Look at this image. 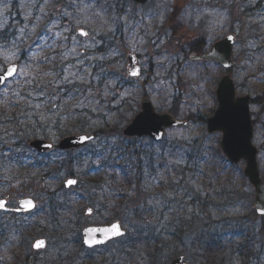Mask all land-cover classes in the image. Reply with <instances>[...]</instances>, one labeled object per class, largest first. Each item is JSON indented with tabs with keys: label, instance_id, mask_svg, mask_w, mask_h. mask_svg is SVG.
<instances>
[{
	"label": "rangeland",
	"instance_id": "rangeland-1",
	"mask_svg": "<svg viewBox=\"0 0 264 264\" xmlns=\"http://www.w3.org/2000/svg\"><path fill=\"white\" fill-rule=\"evenodd\" d=\"M74 1L76 2L75 4L81 6L75 20L72 19V14L66 11V5H68L69 0L64 2L60 0H0V29L4 28L5 25H9L11 20H15L20 11L26 22L18 30L19 41L28 36L30 39L24 41V45L31 46L37 39L40 40L37 46L29 53L30 65L27 63L20 65V69H23L26 74H18L14 80L6 84L0 91V109L5 108L9 104V101L15 97V93L19 94L13 91L14 89L22 85L27 88L30 85L29 81L33 78L35 71L38 73L45 72V66L39 65L43 63L44 58L48 55L56 60L61 57L59 61L66 67V79L76 78L78 81L77 89H80L78 91L79 95L75 100L70 101L69 105L76 104L80 106V109L89 105L91 110L99 105L106 107L100 103L99 92L91 90L88 86L94 64L97 61L106 65L113 63L108 67L110 71L121 76H127L126 54L137 56L138 65L142 68V76L134 79L131 84L119 85L120 88L125 89L120 100V102L124 100L125 103L122 112L128 111L129 105L130 109H136L132 117L137 114L140 111V104L145 97V93H148V97L158 113H166L173 109L172 104L176 102L179 111L177 117H179V120H188L189 123L186 128L169 130L167 132L168 142H187L190 145L195 143V147H205L209 150L208 154H211L207 162L203 163L201 177L196 180L195 187L201 189L204 195L208 187L211 186L213 191L211 190L208 193L213 195L216 207L210 199H205L208 202L206 207H203V200L198 201L195 212L188 216L190 222L184 225L193 231L191 235L185 238L182 243L173 239L174 246L166 247L176 250L175 253L177 254L171 256L173 260L183 256L188 264H209L210 259H207L202 254V251L198 249L199 247H193L198 233L209 231L214 233V231L220 230L219 226L223 227L229 223L243 222L242 216L254 219L255 223L252 224V227L257 230L264 226V222L252 214L255 194L248 179L244 176L245 163L241 162L238 165H232L223 156H220L218 151L221 134L208 135L207 125L202 123L204 119L207 120L212 117L217 109L216 91L225 72L216 64L192 63L190 58L187 57V53L184 54L182 52V47L186 49L196 36H202V41L207 42L208 46H212L216 41L228 34L236 35V66L233 71V79L236 85L239 86V88L237 87L238 95H250L253 99L259 101L251 107L252 116L256 124L254 145L259 147L264 140V108L262 107L264 99V33H262L256 46L257 49H261L259 60L262 62L249 68L246 67L245 54V39L247 35L243 29L246 25L244 18L241 16H239L241 20V24H239L238 12H235L231 18L222 17L221 14L211 11L198 15L195 10L192 11L191 9L196 3L201 5V0H153L145 6L137 5L130 0ZM179 5L181 7L178 10ZM209 5L216 6L217 3L213 2V0H207L202 4V6L206 7ZM185 8L188 9L190 14H185ZM62 12L67 14L64 15L65 21L61 20ZM174 14H177V17L174 20L173 27H180L179 32L177 31L176 34H173L172 27L168 24ZM204 16H206V24L202 25L201 19ZM122 17L126 19H121ZM16 26L18 24L14 22L13 27ZM81 30L87 32L88 35H81ZM114 36H116L115 39L110 42L115 45L111 56L106 58L103 54H91L97 44H101L98 43L99 37L112 38ZM13 51L16 56H12ZM20 53L21 51H17L16 48L1 49L0 60L5 55L10 56L11 60L5 62L3 59L4 62L0 66L6 67L18 64L20 62ZM88 61L93 65L92 69H88L86 64ZM32 62L34 63L31 64ZM40 78L45 79L46 76L41 75ZM46 95V93L41 94L39 99L45 100ZM114 96L112 94V98ZM16 104L19 105V103ZM118 105L116 101L113 104L114 107ZM126 115L128 116L129 114ZM117 116L123 121V116L118 114ZM53 120L56 121L55 118ZM68 125L64 121L62 125L64 133L66 132L65 127ZM126 125V121L121 124L122 128ZM8 131L10 129L0 127V134L7 136ZM50 133V141L55 145L67 136L77 135L61 134L56 131V124L52 126ZM60 136L63 138H59ZM38 138L43 139V137ZM6 146L10 147L8 144ZM213 147L214 150H212ZM3 157L8 158L11 155L7 152L3 154ZM74 157L76 158L77 155H74ZM43 161L44 159L34 155L26 161L22 169H17L9 163V166L5 169H1L0 166L1 198L10 193L16 199L30 197L38 203V208L34 215L21 219L23 224L29 227V232H34L31 244L38 237H46L41 235L42 229L49 231L51 236L50 238L47 237L50 243L49 248L44 252L38 253V257L30 260L29 264H41L40 261L42 259H45V262L50 259L55 260L53 254L57 252L56 247L59 249L58 255L64 254L60 241L65 247L69 246L67 249V254L69 255L62 260L63 264H69L72 256L81 257L75 264H103L104 257L120 252H130L133 247L142 248L143 245L144 247L147 246L146 242L139 243L137 240H133L135 238V236H132L133 230L126 238H120L105 248L94 250L95 252L93 251L92 253L96 262L83 257L81 251H79L81 250L80 246L84 247L81 240V230L88 225H107L109 222H113L108 219V215H112V211L102 207L97 209L88 198L87 191L82 187V180L76 177L80 181V187L72 189L70 192L73 195L75 194L73 204L65 209L63 208L62 211H56V216L58 220L61 219L60 221L64 227L59 229L54 225L52 228L49 217H47V211L41 206L53 211L55 203L49 197L51 195L57 198L62 196L59 188H62L67 177L63 176L59 179L57 172L55 177L45 178L43 171L34 166ZM59 163L69 168L70 165L74 164V161L70 157L62 159ZM89 163L90 159H87L85 164ZM261 170L264 174V165L262 166V164ZM166 171L161 174L160 178H153L150 182L151 192L149 193L151 196L159 195L160 193L166 194V187L168 186L161 185L165 182ZM168 180L169 176L166 175V181ZM132 189L134 190V188H131L128 191L134 194ZM197 189L194 188V191ZM150 195L145 194L144 199L148 198L150 201H156L163 205V202L151 199ZM175 199L180 200L176 197ZM132 200L134 201L133 196ZM107 201L104 198L98 203L103 204ZM119 201L122 202L121 199ZM114 203L118 204L117 201ZM88 207L96 208L95 214L91 217L84 216V212ZM140 212L145 213L146 211L140 210ZM116 213H122V208H118ZM6 216L10 217L9 215ZM161 216L167 222L171 221L168 216L160 214V212H157L153 219H159ZM147 217L149 218V215ZM1 220H5L4 215H0ZM31 222L35 224L31 225ZM142 225L145 226L141 227ZM133 226L136 229L141 227L145 230L144 236L150 238L148 239L150 244L152 243L151 241L154 243L152 239L154 235H160L159 231L155 233L154 223H149L148 225V223L138 222L137 224L133 223L129 228H133ZM125 228L127 230L126 226ZM163 239L162 241H166V234L163 235ZM132 241L136 242L133 244ZM22 246L21 244L10 249L0 250V264H21L24 260L19 261L18 257L25 252ZM158 246L159 243L156 244V247ZM260 248L264 251V244ZM30 250L32 251L31 245ZM166 264H170V262Z\"/></svg>",
	"mask_w": 264,
	"mask_h": 264
},
{
	"label": "trees",
	"instance_id": "trees-1",
	"mask_svg": "<svg viewBox=\"0 0 264 264\" xmlns=\"http://www.w3.org/2000/svg\"><path fill=\"white\" fill-rule=\"evenodd\" d=\"M60 1L64 2L65 0ZM206 1L201 0V5L196 3L191 10H195L198 15L211 11L228 18L238 12L239 24H241L239 16L244 18L246 27L243 29L247 35L245 39L246 67L250 68V66L260 64L262 62L259 60L261 49H257L256 46L262 33H264V0H213L217 3L216 6H202ZM75 3L74 0H69L68 5H66V11L72 14L74 20L81 8L79 4ZM64 15H67L66 12L61 13L62 21L66 20ZM176 17L177 14H174L169 21L173 34H176L178 30L177 27H173ZM205 17L201 19L202 25L206 24ZM17 21L19 26H23L26 22L21 12L18 13ZM12 29V22L2 28L0 30V40L5 45L16 48L21 47L26 50L27 47L18 40L17 28H15L14 33ZM115 37H99L98 43H101V46L96 49L97 53H102L106 58L111 56L115 45L110 42ZM202 38V36H199L193 40L188 44V49L182 47V52L187 54L202 53L204 46ZM27 39H30V37L26 36L22 41L24 42ZM22 56L27 58L24 53H22ZM58 58L60 60L61 57ZM59 60L52 59L50 55L45 57L43 63L39 65L45 66V72L38 73L35 71L33 78L29 81L30 85L27 88L22 85L14 89L13 91L19 94L14 92L15 97L9 101L5 108L0 109V125L10 129L9 136L11 139L8 141L16 148L14 152H28L27 144L31 139H37L38 137L50 139V132L54 124H56V131L64 135L78 133L96 135L97 144H91L83 151L89 153L88 155H79L69 168L58 163L59 179L63 176H78L82 180V187L87 191L88 198L94 206L97 209L102 207L106 210H113L112 215H108V219L113 216L120 219L126 226H132L133 223L130 218L134 216L149 215L153 218L157 212L168 216L171 219L170 222H167L162 216L159 219H154L155 233L157 231L160 233L159 236L154 235L155 247L157 243H159L158 247H173V239L177 242H183L193 232L184 225L190 222L188 216L195 212L198 201L203 200V207H206L208 203L205 199H210L212 204L216 205L213 195L208 193L212 190L211 186L204 195L201 189L195 187V182L202 172L203 163L211 157V154H208L209 150L205 147H195V143L190 145L187 142H172L161 145L150 140L125 139L122 136L121 124L125 121L129 123L136 111L130 109L128 105V111L122 112L125 103L124 100L122 102L120 100L125 89L120 88L119 85L131 84L132 80L110 71L108 67L113 63L106 65L97 61L92 69L93 65L89 61L86 62L88 69H92L88 86L91 90L99 92L100 103L106 107L99 105L91 110L88 105V107L80 109V106L76 104L69 105L70 101L75 100L79 95L78 81L76 78L66 79V67ZM28 65H30V61ZM41 75L46 76V78L41 79ZM45 93L47 94L46 99H39V96ZM112 94L115 95L113 98ZM115 101L119 104L117 107L113 106ZM258 102L253 101V103ZM16 103H19V105ZM172 106L173 109H170L169 112L177 116L179 114L177 103L174 102ZM117 114L123 116V121ZM64 121L69 124L65 127V133L62 129ZM202 123L205 124L206 121ZM14 135L15 137H13ZM4 137L5 135H0V139ZM59 138L63 137L60 136ZM260 149L261 161L264 164V143H261ZM212 150H214V147ZM218 154L222 156L220 149ZM87 157H90V163L85 165L84 162ZM62 159L64 160V156L60 155L59 160ZM164 171L169 176V180L166 181L165 175V182L161 184L162 186H168L166 187V194L160 193L151 196L149 193L151 192L150 182L153 178H160ZM50 173L51 169L46 171L45 176L50 175ZM131 188H134V190L132 189L134 194L128 191ZM194 188L197 190L194 191ZM60 191L63 192L62 188ZM145 194L150 195L151 199L163 202V205L156 201H150L148 198L144 199ZM175 197L180 200H176ZM104 198L108 201L103 204L98 203ZM120 199L122 202H118ZM62 200H64L63 197L57 198L56 209L54 208L53 211L43 208L48 212L47 217H49L52 228L57 220L56 211L67 208ZM116 201L118 204L114 203ZM118 208H122V213H116ZM140 210L146 212L141 213ZM252 224L254 222L250 221H246L245 224H232L228 229L219 228L220 230L215 231L213 234L200 232L196 235L193 247L197 246L203 250L204 255L210 259L209 264H228V260L230 264H248L247 258L252 252L247 249L253 248L256 250L264 244V236H262L264 226L261 227L262 232L259 229L258 234H256ZM132 231L133 229L129 233ZM165 234L166 241H162ZM41 235L51 237L49 231L44 229H42ZM30 238H32V235L26 237L27 241L24 240L26 255L18 257L19 261H25L21 264H29L30 260L38 257L29 250L31 240L28 241V239ZM62 249H64L65 254L67 248L63 245ZM32 254L33 256H31ZM254 254L261 255L263 252L260 251ZM216 259H218V262L215 261ZM52 260L45 262L44 259L42 264H63V258L59 255L55 260Z\"/></svg>",
	"mask_w": 264,
	"mask_h": 264
},
{
	"label": "water",
	"instance_id": "water-1",
	"mask_svg": "<svg viewBox=\"0 0 264 264\" xmlns=\"http://www.w3.org/2000/svg\"><path fill=\"white\" fill-rule=\"evenodd\" d=\"M131 1L138 4H145L149 0H131ZM229 36L233 37V39L229 40L228 39ZM235 44H236V37L234 35H228L223 40H220L217 43H215L211 52H209L206 55H193L192 60L217 62L225 70L232 71L234 68L233 52H234ZM127 62H128V75L132 78H135L129 74V70L131 68H139L138 66H136L137 64L136 57L133 55H129L127 57ZM15 66L18 68L17 65ZM10 79L13 78H9V80ZM3 85L4 84H0V88ZM217 102H218V109L214 117H212L208 121L209 132L211 134L215 132H222L223 139L221 141V149L230 162L237 164L242 159L247 161L248 166L245 170V175L248 177L251 184L254 186L256 190L255 210L258 215L264 216V183L261 180L258 162H257L258 150L252 144L254 127L250 115L251 98L249 96L237 98L235 83L231 78L230 74H227L222 78L219 84L217 90ZM141 109L142 112L139 113L132 120V122L123 130V135L125 137L128 138L149 137L156 142H161L165 137L166 129L173 127H181L185 125L184 122L174 119L170 114L156 113L149 99H144V101L142 102ZM158 133L163 134L160 139H156ZM81 137H92L93 139L86 140L85 142L81 143L80 142ZM94 140H95L94 135L73 136L61 141L59 148L64 151L79 149L85 147ZM47 144L50 143L44 141H35L31 143V146L37 149L39 152L44 153L53 149V145L51 148L45 147V145ZM69 179H75V178H69ZM75 180L77 181V183L72 186H66V181H65L64 187L66 189H71L76 187L79 182L77 179ZM26 200H31L34 204V207L29 209H25L21 207V202ZM0 202H3V207H0V210L1 211L6 210V201L0 200ZM19 207L20 208L17 210L18 213H28L36 208V203L32 199L27 198L19 201ZM90 210H91L90 212L89 209L86 211L85 213L86 216L92 215L93 210L92 209ZM115 224H119V223H115ZM90 228L101 229L108 227L86 228L83 231L84 241L85 239L93 235L88 233L87 231ZM123 232L125 235V231ZM94 235L96 239L102 238L99 232L95 233ZM119 237H114L112 239L106 240L102 244H106L110 240ZM39 241L44 242L42 247L35 246ZM102 244H96V245H102ZM96 245H93L91 247H94ZM46 246H47L46 241L41 239L34 243V250L39 251L45 249ZM172 264H186V263L184 262V258L180 257L174 260Z\"/></svg>",
	"mask_w": 264,
	"mask_h": 264
},
{
	"label": "snow or ice",
	"instance_id": "snow-or-ice-1",
	"mask_svg": "<svg viewBox=\"0 0 264 264\" xmlns=\"http://www.w3.org/2000/svg\"><path fill=\"white\" fill-rule=\"evenodd\" d=\"M184 12H185V14H190L187 8L184 9ZM161 18H163V17H161ZM121 19H126V18L122 17ZM80 34L84 35V36L88 35V33L83 31V30H81ZM209 38H211V37H209ZM228 39L232 40L233 37L229 36ZM3 47H4L3 45H0V49H2ZM12 56H16V53L14 51L12 52ZM3 59L5 62H7V61L11 60V57L8 55H5L3 57ZM17 74L25 75L26 73L24 72L23 69H18L15 65H9L6 67L0 66V84H5V82H7L9 80V78H15V76ZM129 74L133 77H137L140 75V69L139 68H131L129 70ZM162 135H163L162 133H158L156 136V139H160ZM91 139H93V138L92 137H81L80 142L83 143L86 140H91ZM45 147L51 148L52 144H47V145H45ZM76 183H77V181L75 179H69L66 181V186H72ZM0 207H3V202H0ZM21 207H23L25 209H29V208L34 207V204L31 200H26V201L21 202ZM90 211L91 210L89 209V212ZM87 231H88V233L93 234L89 238L85 239V241H84V243L87 244L89 247L96 245V244H102L106 240L124 235V232L121 230V227L119 224H113L111 227L101 228V229L90 228ZM97 232H99L101 234V236H102L101 239L95 238L94 234ZM43 244H44L43 241H39L35 246L36 247H42Z\"/></svg>",
	"mask_w": 264,
	"mask_h": 264
},
{
	"label": "flooded vegetation",
	"instance_id": "flooded-vegetation-1",
	"mask_svg": "<svg viewBox=\"0 0 264 264\" xmlns=\"http://www.w3.org/2000/svg\"><path fill=\"white\" fill-rule=\"evenodd\" d=\"M206 45H208V44L206 43ZM208 49L205 47L204 51L207 52ZM5 197H6L7 207L10 210L11 209L14 210L18 207L19 199H16L10 193H7ZM1 214H4V213H0V215ZM11 215H16V214H11ZM17 217H21V216H17ZM142 242H146L147 246L144 247V245H143L142 248L141 247H133L130 250L131 255L127 256L125 259H123V253L122 252L117 253L116 257H115V261H116L115 264H166V251H170V250H168L166 248L165 249H162V248L155 249L154 247H151V244H150V242H148V240L142 241ZM98 249H101V248H95V249H92V251L98 250ZM86 250L84 248H82L81 254L83 255V257L89 258L90 257V252H89L90 250H87V251ZM74 252H76V250H74ZM85 253H87V254H85ZM72 258H71L72 264H75L78 260L81 259L80 256H72ZM169 260H170V258L168 259V261ZM169 262H172V260H170Z\"/></svg>",
	"mask_w": 264,
	"mask_h": 264
}]
</instances>
